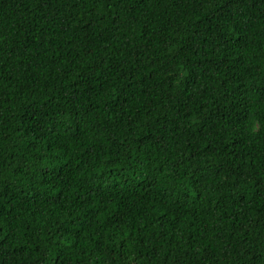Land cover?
<instances>
[{
	"label": "trees",
	"instance_id": "obj_1",
	"mask_svg": "<svg viewBox=\"0 0 264 264\" xmlns=\"http://www.w3.org/2000/svg\"><path fill=\"white\" fill-rule=\"evenodd\" d=\"M0 264H264V0H0Z\"/></svg>",
	"mask_w": 264,
	"mask_h": 264
}]
</instances>
